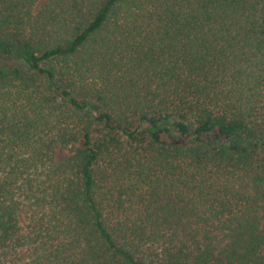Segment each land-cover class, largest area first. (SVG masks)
Masks as SVG:
<instances>
[{"label": "trees", "instance_id": "16d2710c", "mask_svg": "<svg viewBox=\"0 0 264 264\" xmlns=\"http://www.w3.org/2000/svg\"><path fill=\"white\" fill-rule=\"evenodd\" d=\"M0 264H264V0H0Z\"/></svg>", "mask_w": 264, "mask_h": 264}, {"label": "rangeland", "instance_id": "374dc122", "mask_svg": "<svg viewBox=\"0 0 264 264\" xmlns=\"http://www.w3.org/2000/svg\"><path fill=\"white\" fill-rule=\"evenodd\" d=\"M154 135H155V137H157V139H160V140H166L167 139L164 134H158V133H156Z\"/></svg>", "mask_w": 264, "mask_h": 264}]
</instances>
